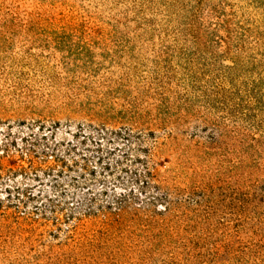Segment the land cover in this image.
I'll list each match as a JSON object with an SVG mask.
<instances>
[{
  "label": "rangeland",
  "instance_id": "obj_1",
  "mask_svg": "<svg viewBox=\"0 0 264 264\" xmlns=\"http://www.w3.org/2000/svg\"><path fill=\"white\" fill-rule=\"evenodd\" d=\"M0 264H264V0H0Z\"/></svg>",
  "mask_w": 264,
  "mask_h": 264
},
{
  "label": "trees",
  "instance_id": "obj_2",
  "mask_svg": "<svg viewBox=\"0 0 264 264\" xmlns=\"http://www.w3.org/2000/svg\"><path fill=\"white\" fill-rule=\"evenodd\" d=\"M116 136L118 138L119 137L120 138H125V137L131 138L132 137V135H130V133H122L121 131H117ZM132 139H134V138H132ZM139 141H140V139H139V137H137L136 142H139ZM129 150H131V149L128 148V152H130ZM128 152H125L121 157L122 159L116 162L115 169H117L119 167L121 172H127V173L129 172L131 180H133L136 184H138L142 188L147 187V185L149 184L148 183L149 180L153 179L157 175L154 168L150 164L152 162L153 152L151 151V149H139V152L143 153V159L136 158V159L132 160L133 163L140 164L141 171H138L137 169H135V170L123 169L124 162H126L127 157L130 156V153H128ZM110 167L111 166L106 165L104 167V169L109 170ZM104 192H106V191H104ZM130 194L133 195V192L131 190H130ZM126 198H127V195L125 196L122 193H119L117 196L114 197V199H113V200H115L114 203L117 205V207L115 208V210H117V213H115V214L112 213V210H113L112 204L107 203L104 207L96 209L97 212H102V214H103L102 218L98 217L99 215L96 214V211H94L93 208H89L87 210L88 213H85L82 216L83 217L92 216L94 220L100 221L101 223H108V222H109V224L114 223V222L119 223V221H120L119 217L129 214V210L127 209V207H125V206H127V204L125 203V202H127ZM153 200L155 201L156 199L153 198ZM157 200L164 203V205L162 204L161 207H159L161 209H156L157 215L162 216L165 219L171 213L172 203H171V201H169V196H167L166 194L165 195L161 194L159 196V198H157ZM136 212H140V210H136Z\"/></svg>",
  "mask_w": 264,
  "mask_h": 264
}]
</instances>
